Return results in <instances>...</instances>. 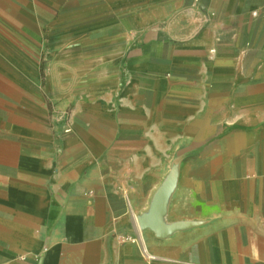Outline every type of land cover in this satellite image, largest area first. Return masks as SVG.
Returning <instances> with one entry per match:
<instances>
[{
    "label": "crops",
    "instance_id": "crops-1",
    "mask_svg": "<svg viewBox=\"0 0 264 264\" xmlns=\"http://www.w3.org/2000/svg\"><path fill=\"white\" fill-rule=\"evenodd\" d=\"M0 264H264V0H0Z\"/></svg>",
    "mask_w": 264,
    "mask_h": 264
},
{
    "label": "built area",
    "instance_id": "built-area-1",
    "mask_svg": "<svg viewBox=\"0 0 264 264\" xmlns=\"http://www.w3.org/2000/svg\"><path fill=\"white\" fill-rule=\"evenodd\" d=\"M70 131H71L70 129L66 130L67 133L70 132ZM125 240H128V241L132 242L133 244H136L137 246H139L141 251H142V253H143V255H144V257L150 258L152 260L154 259V257H151V256L148 255V253L146 252V250L144 249V247L142 246V244L140 243V241L138 239H136V238H133V239L132 238H126Z\"/></svg>",
    "mask_w": 264,
    "mask_h": 264
}]
</instances>
